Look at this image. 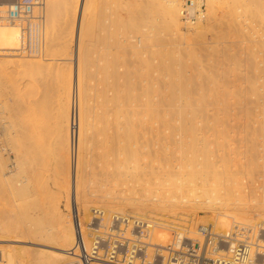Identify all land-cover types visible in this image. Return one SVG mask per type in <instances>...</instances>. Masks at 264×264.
<instances>
[{
  "label": "rangeland",
  "instance_id": "374dc122",
  "mask_svg": "<svg viewBox=\"0 0 264 264\" xmlns=\"http://www.w3.org/2000/svg\"><path fill=\"white\" fill-rule=\"evenodd\" d=\"M68 1L71 0H56V6L53 5L52 9L57 8L56 13L61 10L62 14L60 11V16L56 14L58 17L53 18L54 14L49 17L53 22L49 20L50 25L53 24L49 29L53 31L51 35H55L52 37L60 41V45L63 44L62 49L58 47L59 44L55 47L59 42L52 38L55 41L53 46L60 48V51L54 47L52 51L49 47V51L44 49L43 56H39V53H19L20 29L16 24H0V27L11 26L17 30V49H7L1 41L0 61L22 57L35 61V65L20 72L4 66V63L0 67V168L5 175L0 180V264H26L35 256V252L28 249L31 246L37 248L39 245L41 249L53 250L42 242L30 239L36 232L35 228L50 223L57 207H61L65 213H73L78 187L82 194L100 191L102 187L98 182L114 177L107 174L108 171L117 174L118 179H123V176L130 179L125 176L128 171L141 173L146 170L152 179L183 191L193 187L196 179L206 176V186L203 188L209 187L207 193L210 190L213 198L227 201L233 200L237 194L234 180L249 182L255 178L264 182V121L261 116L264 114V51L260 46L264 41V0H178L181 10L179 28L170 25L164 18L163 0L160 3L157 0H92V8L88 9L90 14L86 17L87 0H81L83 7L76 13L79 25L70 27L66 19L70 22L75 1ZM46 5L48 0L45 2L47 9ZM59 5H63L62 9L57 7ZM184 8L191 11L194 17L187 20L182 13ZM46 16L45 19L48 18ZM132 16L136 18L130 22ZM84 18L92 22L86 23L84 29L88 32L90 28L89 32L93 31L94 35L90 36V40L88 35L92 34L83 31L89 37H84L86 41L91 42V57L87 66L91 76L87 75L85 83L89 81L90 86L80 108L78 99L84 86V82L81 86L79 79ZM120 18L123 23L127 21L130 25H138L136 28L127 22L123 25ZM89 25H93L94 29L87 27ZM137 37H142L138 47ZM94 39L97 41L94 42ZM40 53H43V40ZM105 53H108L109 60L114 61V66L108 65L114 69L110 79H107L114 85L106 89L103 84L104 69L106 61H111L107 60ZM173 69H182L189 76L188 98L183 95L184 92H179L177 98L167 95L166 82L170 79L169 71L174 72ZM113 70L117 71V75L113 74ZM130 71H133V77ZM125 75L128 77L124 78ZM128 81L134 85L132 87L130 84V91L127 90L130 89ZM122 84L127 91L120 90ZM103 89L107 91L106 96L101 95ZM125 92L132 93V96H127L129 93L126 95ZM164 93H167V97L163 96ZM119 94L120 98L117 97ZM107 100L111 102L105 104ZM187 100L196 110H184ZM224 108L228 111H223ZM174 109L179 113L173 112ZM128 110L133 119L125 114H130ZM190 114L193 119L197 118V121L192 119L197 122L192 130L198 133L197 144L193 142L192 145L187 139V134L192 138L194 136L191 130L186 135L185 130H179L180 136L184 133L181 141L185 140V143L192 145L190 147L196 148V161L199 162V168H195L199 171L196 179H189L190 170L183 167L185 161L181 158V143L175 142V138L179 139V136H175L179 130L173 126L177 127L178 123L175 122L178 116L185 115V119H190ZM217 118H227L230 124L228 128H222L227 123ZM247 121L250 124H246ZM115 144L116 148L113 147ZM121 144L128 145L127 149L123 145L125 151ZM77 149L81 152L78 159ZM93 151L95 154L100 151V156L94 154V159ZM204 162H209L207 167ZM138 164H141L140 170L134 168ZM119 171L123 176L118 175ZM37 174L41 176L39 179H35ZM179 207L175 208L179 214L158 209L149 216L174 220L175 223L178 220L195 230L199 224L211 225L214 231L217 230L212 220L207 219L194 226L191 221L200 216H194L191 207ZM200 209L195 211L208 210L204 207ZM182 218H188L187 223ZM83 221L87 220L83 219L81 224ZM7 225L10 230L13 227L14 231L19 227L16 232L22 229L24 240L10 232ZM219 230L222 229L216 232ZM168 231L170 239L171 231ZM188 232L193 237L196 235L195 232ZM14 238L20 241H13ZM255 242L258 243L257 239Z\"/></svg>",
  "mask_w": 264,
  "mask_h": 264
},
{
  "label": "bare ground",
  "instance_id": "6f19581e",
  "mask_svg": "<svg viewBox=\"0 0 264 264\" xmlns=\"http://www.w3.org/2000/svg\"><path fill=\"white\" fill-rule=\"evenodd\" d=\"M56 0H48V5L47 6V9L45 8V2H47V0H42L41 2V5L38 7V9H35V13L36 12H40L43 14V19H42V40H43V53L41 55V53H39V56H43L44 54V49L46 51H49V47H51V50L53 49L52 47H54V37L52 36H55V35H51V31L52 29H49L50 26L53 27V24H51V16H53L55 14V17L53 18H56L57 15H59L60 11L58 12V14L56 13L58 10H56L57 8L54 9V7L56 5H54V2ZM72 1V0H71ZM70 1V2H71ZM75 1V4H74V10L72 12V15H71V18H70V22L69 20L66 19V23L68 21L67 24L70 25V27H74V26H77L79 25L78 21V17L76 16V13L78 12V10L81 9V6L83 5L81 0H74ZM102 1V0H101ZM153 1V0H152ZM162 0H157V3ZM165 1V2H164ZM60 2V0H59ZM69 2V1H68ZM67 2V3H68ZM69 2V3H70ZM92 2V0H87V3H86V6H85V13L87 12V15L85 14V17L88 16V9ZM97 2V1H96ZM95 2V3H96ZM12 3V0H2L0 1V14L2 15L3 18L6 17V11L9 9V6L11 5ZM66 3V2H65ZM73 3V2H72ZM56 4V2H55ZM124 4H127L126 2ZM54 5L53 9H52V6ZM58 5V4H57ZM163 5H164V18L166 19L167 23H169L170 25L172 24L173 26H180V22H179V12L181 11L180 10V2L178 0H163ZM94 6V5H93ZM57 7H61L60 5L57 6ZM63 7V5H62ZM62 7L60 9H62ZM83 7V6H82ZM92 8V7H90ZM100 8V7H99ZM98 8V9H99ZM46 9V10H45ZM130 9V8H129ZM126 8V10H129ZM53 13H51V11H53ZM56 10V11H55ZM97 9H95L96 11ZM46 11V12H45ZM91 11V9H90ZM132 11V10H131ZM142 11V10H140ZM94 12V10H93ZM129 12V11H128ZM139 12V11H137ZM136 12V13H137ZM143 12V11H142ZM146 12V11H145ZM51 13V14H50ZM95 13V12H94ZM140 13V12H139ZM45 14L47 15L45 19ZM57 14V15H56ZM61 14H62V11H61ZM79 14V13H78ZM90 14V13H89ZM99 14V13H98ZM102 14V13H101ZM117 14V13H116ZM51 15V16H50ZM97 15V14H96ZM126 15H129V14H126ZM143 15L140 14V16ZM60 16V15H59ZM94 17V14L92 15ZM91 16V17H92ZM119 16V15H118ZM121 16V15H120ZM125 16V15H124ZM58 17V16H57ZM90 17V16H89ZM88 17V18H89ZM92 17V18H93ZM114 17V16H113ZM123 17V16H122ZM133 17V16H132ZM138 17V16H137ZM145 17V16H144ZM77 18V19H76ZM87 18V19H88ZM128 18V17H127ZM136 18V17H135ZM134 17L132 18V21L130 22H133ZM143 18V17H142ZM141 18V19H142ZM147 18V13H146V17ZM60 19V18H59ZM91 19V18H90ZM94 19V18H93ZM99 19V18H98ZM125 19V18H124ZM131 19V18H129ZM139 19V18H138ZM51 22H50V21ZM55 20V19H54ZM58 20V19H57ZM92 20V19H91ZM95 20V19H94ZM119 20V19H118ZM140 20V19H139ZM138 20V21H139ZM145 20V19H144ZM93 21V20H92ZM116 21V20H115ZM120 21L121 18H120ZM119 21V22H120ZM126 21V19H125ZM137 21V22H138ZM94 22H97L94 21ZM93 22V23H94ZM127 22V21H126ZM125 22V23H126ZM130 22H127L126 24H129ZM141 23V20L139 21ZM53 23V22H52ZM55 23V22H54ZM86 23H90V20L89 21H86V18H84V21H83V25H82V31L81 33L84 31L85 33L87 32L84 28H86ZM125 23H123L122 21V24L125 25ZM0 24H16L18 26L17 23H10L9 21L5 22L4 20H0ZM57 24V23H56ZM92 24V22L90 23ZM95 24V23H94ZM93 24V25H94ZM58 25V24H57ZM56 25V26H57ZM93 25H89L87 27H92ZM105 25V24H104ZM130 25V24H129ZM138 25V23H137ZM136 25V26H137ZM140 25V24H139ZM54 26V27H56ZM95 26V25H94ZM122 26V25H121ZM128 25H126L127 27ZM130 26H135V25H130ZM136 26L134 28H136ZM45 27V29H44ZM78 27V26H77ZM98 27V26H96ZM95 27V29H97ZM18 28L20 29V34H21V43H22V31H21V28L18 26ZM68 28V26H67ZM131 27H129L130 29ZM71 30L74 29V28H70ZM77 29V28H75ZM91 29H94V27H92ZM55 30V28H54ZM70 30V31H71ZM88 30L90 31V28H88ZM132 30V29H131ZM136 30V29H135ZM138 30V29H137ZM76 31V30H75ZM87 32L86 34H89L90 32ZM66 32V31H65ZM83 32L82 36L83 38L80 40V51H81V60H80V63H79V79L80 81H82V85L83 86V82H84V86L82 87L81 91V95H80V98L78 99L79 103H80V108L82 107V105L84 104V96L87 94V89L89 88L90 86V82L87 81L88 83H85L86 80L88 79L87 77L91 76L89 70H88V62L90 60V57H91V47H89V42L88 43V40L86 41L87 38H89L90 36L92 37L94 34H93V31L92 35H86L85 33ZM98 32V31H97ZM131 32V31H130ZM17 33V30L14 29L13 27L11 26H6V27H0V42L2 41L3 45H5L4 47H7V49H17L16 48V34ZM71 34V32H70ZM73 34V33H72ZM97 34V33H96ZM95 34V35H96ZM131 35V34H130ZM129 35V36H130ZM136 35V34H135ZM58 36V35H57ZM87 36V38L85 39L84 37ZM97 36V35H96ZM127 36V35H126ZM139 36V35H138ZM62 37V36H61ZM71 37V36H70ZM89 38L90 40L92 38ZM98 37V36H97ZM96 37V39H97ZM131 37V36H130ZM129 37V38H130ZM133 37V36H132ZM52 38L54 40H52ZM58 38V37H57ZM128 38V39H129ZM138 39H135L137 44L136 46L138 47L139 44L142 43V37H137ZM131 39V38H130ZM58 41V40H56ZM97 41V40H96ZM95 39H94V42H96ZM124 41V40H123ZM59 43L56 44L55 47H58L61 46V49H62V46L63 44L60 45V41H58ZM93 42V43H94ZM20 43V45H21ZM63 43V42H62ZM122 43V42H121ZM128 43V41H127ZM130 43V42H129ZM134 43V42H133ZM19 45V48L17 49V51L19 53L23 52V51H20L19 49H21V46ZM129 46H131V44H129ZM135 46V45H134ZM262 50L264 51V41H263V44L260 45ZM54 49L56 50L57 48ZM59 51H60V48H58ZM57 49V50H58ZM64 49V48H63ZM92 49H93V46H92ZM53 51V50H52ZM106 54V53H105ZM108 53L106 54V58L107 60L109 55ZM14 56V55H13ZM50 59V58H49ZM178 59V58H177ZM179 60V59H178ZM50 61V60H49ZM48 61V62H49ZM52 61V60H51ZM111 62H108L106 61V68L104 69V78H105V82L103 83L104 86H105V89L106 87H111L114 85V82L113 83H109L108 80L110 79V75H111V71L112 69L114 68H110L108 67L109 63L111 65L114 66V61L112 60H109ZM53 62V61H52ZM180 62V61H179ZM4 63V66H7V67H11L13 69H16L15 71H24V69L27 67L29 68L30 66H33L35 65V61H32V59L30 58H26V57H22V58H11V59H7V60H2L0 61V67L1 65ZM38 63V62H37ZM46 63V62H45ZM50 63V62H49ZM49 65V64H48ZM88 70V71H87ZM174 72H172L171 70L169 71V74H170V79H168V81L166 82L167 85H166V92L168 90V94L167 93H164L163 96L167 97V95L169 96H172V97H176L180 95V93L184 92L185 94H183L184 96L186 95V97L188 98L189 96V91H188V86H189V76L182 70V69H173ZM116 71V70H115ZM88 72V73H87ZM117 72V71H116ZM114 72L113 70V74H116L117 73ZM129 72V70H128ZM90 73V74H89ZM127 73V72H126ZM89 74V75H88ZM130 74L131 76L133 77L134 76V73L133 71H130ZM129 74V75H130ZM185 74V76H184ZM88 75V76H87ZM128 75V74H126ZM128 77V76H126ZM121 76V74H120ZM111 77H114L113 75ZM87 78V79H86ZM108 79V80H107ZM130 79V78H129ZM191 79V78H190ZM111 81V80H110ZM125 82V85H126V81ZM129 83H127L130 87V81H128ZM133 83V82H132ZM88 84V85H87ZM134 84V83H133ZM80 85V84H79ZM122 84V89L120 88V90H124L123 87L125 86ZM132 85V84H131ZM134 85H132L133 87ZM119 87H120V83H119ZM126 87V86H125ZM135 88H136V85H135ZM80 89V88H79ZM105 89H103L101 95H107V91L105 92ZM128 91L131 90V87L130 89H127ZM125 89V91H127ZM79 91V90H78ZM134 91H132L133 93ZM180 92V93H179ZM218 92V91H217ZM126 93V92H125ZM125 93L123 94V97L125 96ZM127 93H129L127 95ZM126 95L127 96H132V93L130 92H127ZM227 93V92H226ZM134 94V93H133ZM167 94V95H166ZM224 94H225V91H224ZM229 94V92H228ZM227 94V95H228ZM234 94V93H233ZM226 96V94H225ZM117 97H121V95L119 94V96ZM228 97L230 98V95H228ZM227 97V98H228ZM171 98V97H170ZM169 98V99H170ZM224 98V97H222ZM175 99V98H173ZM217 99V98H216ZM172 100V98H171ZM225 101V100H223ZM111 102L110 100H107L105 104ZM119 103L121 101H118ZM186 105H185V108L184 110L186 112H189V111H194L196 109L193 110L192 108V103L187 100L186 101ZM214 102H216L214 100ZM227 102V101H226ZM100 103V101H99ZM98 104V103H97ZM100 107V104L98 105ZM107 105H104V107H106ZM102 107V106H101ZM108 107V106H107ZM100 109V108H98ZM108 109V108H107ZM106 109V110H107ZM219 108H217L218 110ZM101 112H102V109H100ZM109 110V109H108ZM223 110V109H222ZM263 110V109H262ZM98 111V110H97ZM127 111V110H126ZM125 111V112H126ZM132 111V109H131ZM223 111H228V109H225ZM246 112V109L244 110ZM243 111V112H244ZM108 112V111H106ZM128 112L130 114H127L125 113L126 115H131L132 113L130 112V110H128ZM173 112H178L176 109H174ZM263 113V111H261ZM99 112H97L98 114ZM134 113V112H133ZM239 113V112H238ZM248 113V112H247ZM136 114V112H135ZM186 114V113H185ZM125 115V116H126ZM191 115V114H190ZM247 116L249 114H246ZM260 115V113H259ZM264 115V114H263ZM263 115L261 114L262 118H263V121H264V117ZM129 116L125 119L127 120L129 118ZM185 116V115H184ZM184 116H178L180 118H177L176 119V122L175 123H178L177 124V127L176 125H173L174 128H176L177 130H185L186 133L185 135L187 134V132L190 133V130L191 132L194 131V127L196 126L195 121H192L193 117L191 115V118L190 119H185ZM189 116V115H188ZM218 116V115H217ZM131 119H133V116L131 115ZM196 116H194L195 118ZM229 117V116H228ZM237 117V116H236ZM249 117V116H248ZM121 118V117H120ZM183 118L185 119V121L183 120ZM222 118V117H221ZM240 118V117H239ZM238 118V121H240ZM245 118V117H244ZM247 118V117H246ZM257 118V117H256ZM130 119V120H131ZM197 118L193 119V120H196ZM218 119V118H217ZM232 119V118H231ZM230 119V120H231ZM234 119V118H233ZM241 119V118H240ZM248 119V118H247ZM258 119V118H257ZM128 120V121H130ZM175 120V119H174ZM179 120V122H177ZM220 121H226L227 123V118L225 119H218ZM217 120V121H218ZM262 120V119H261ZM134 121V120H133ZM197 121V120H196ZM215 121V120H214ZM224 121V122H225ZM117 122V121H116ZM169 122V121H168ZM213 122V121H211ZM216 122V121H215ZM229 122V120H228ZM237 122V121H236ZM243 122V120H242ZM231 123V122H230ZM244 123V122H243ZM249 122L247 121L246 124H248ZM259 123V121H258ZM171 124V121L170 123ZM173 124H174V121H173ZM216 124V123H215ZM214 124V125H215ZM219 124V122L217 123ZM223 124V123H222ZM220 124V125H222ZM234 124V123H233ZM238 124V123H237ZM250 124V123H249ZM260 124V123H259ZM258 124V125H259ZM172 125V124H171ZM230 125V124H224L222 126V128L224 126H226V128H228L227 126ZM242 125V124H241ZM240 125V127H241ZM244 125V124H243ZM257 125V126H258ZM218 126V125H217ZM236 126H239V125H236ZM263 126V125H261ZM232 127V126H230ZM229 127V128H230ZM239 127V128H240ZM244 127V126H243ZM247 127V126H246ZM260 127V126H259ZM233 128V127H232ZM230 128V129H232ZM234 128H237L238 127H234ZM254 128H255V125H254ZM258 129V127H256ZM176 130V131H177ZM177 131L176 132V135L175 136H179V139L178 138H175V142L177 143H181V154H183V157L181 158H184L183 160V167L184 169L187 168V170L189 169L190 171V175H189V179H196V175H199V171H196V167L199 168V162L197 163L196 161V148L195 147H190L192 146L193 142L195 144H197V141H196V137L197 134L194 133L193 135V138L189 136V134H187V139L191 142L190 145L189 143H185L184 141H181V137L184 135V133L181 135V132ZM193 130V131H192ZM196 130V129H195ZM227 130V129H225ZM229 130V129H228ZM227 130V131H228ZM256 131V129H254ZM260 130V129H258ZM257 130V131H258ZM262 132H263V129H261ZM199 131V130H198ZM197 131V132H198ZM226 131V132H227ZM256 131V132H257ZM225 132V131H224ZM226 132L224 133L226 135ZM259 132H257L258 134ZM192 134V133H191ZM196 134V135H195ZM192 136V135H191ZM228 136V135H226ZM225 136V137H226ZM262 136V135H261ZM186 136H184L185 138ZM227 138V137H226ZM264 138V137H263ZM225 139V138H224ZM187 140V141H188ZM199 140V138H198ZM228 140V139H227ZM226 140V141H227ZM229 140H231L229 138ZM188 141V142H189ZM225 141V143H226ZM79 144V139L77 141ZM229 142V141H228ZM119 143V142H118ZM117 143V145H118ZM108 144V143H107ZM126 144V143H125ZM146 144V143H145ZM112 145V144H111ZM122 145V144H121ZM124 145V144H123ZM122 145V146H123ZM129 145V143H128ZM128 145H124L127 149V146ZM115 145H113L114 148ZM124 146L122 149H124ZM100 147V146H99ZM99 147H98V150H99ZM112 147V146H111ZM110 147V148H111ZM121 147V146H120ZM130 147V145H129ZM129 147H128V150H129ZM145 148V146H143ZM78 148H80V146H78ZM198 148V147H197ZM203 148V147H202ZM201 148V149H202ZM101 149V148H100ZM103 149V148H102ZM112 149V148H111ZM124 149V151H125ZM200 149V150H201ZM204 149H208V148H205ZM77 153H76V158L78 159V157L80 156L81 158V152L79 151V149H77ZM96 150V149H94ZM118 149H115V151H117ZM120 150V148H119ZM198 150V149H197ZM205 150H202V152ZM114 151V150H113ZM121 152V151H120ZM199 151H197L198 153ZM92 156L95 154V152L93 151L92 152ZM109 153V152H106V154ZM206 153V152H205ZM99 154V155H97ZM95 154L96 157L100 156V151L99 153ZM104 153V155H106ZM95 155H94V159H95ZM102 155H103V151H102ZM110 155V154H109ZM133 155L131 154V157ZM200 157V155H197V157ZM205 156V155H204ZM203 156V157H204ZM207 156V155H206ZM97 159V158H96ZM204 159H207L204 157ZM205 161H208V160H205ZM205 164V167L206 164L209 162H204ZM207 164V165H208ZM109 165V164H108ZM141 164H138L136 166H134L135 169H138L140 170L141 169ZM165 166V165H164ZM162 165V167H164ZM110 167V166H109ZM108 167V169H109ZM120 167H123V165H120ZM198 170V169H197ZM186 172V171H185ZM187 172V174L189 173ZM198 172V173H197ZM35 173V172H34ZM114 176V177H118L117 174L113 175L112 172H109L107 174H109ZM112 173V174H111ZM4 175V173L2 172L1 168H0V180L2 178V176ZM41 175V174H40ZM119 176H123L120 174V171L118 173ZM5 176V175H4ZM125 176L129 177L130 179H126L124 178L123 176V179H116L113 177V179H106V180H102V182H98L99 183V186L102 187V189L100 191H96L94 190V192H87L86 194H82L81 193V189L78 187V191H77V197H76V202L75 203V207L74 209L76 208L77 210V214H78V217H79V220H80V223L81 221L84 219V220H88V216H89V210L92 206H101L103 207L105 210H108L106 208H109L110 210H114V211H119V212H128V213H133V214H137V215H145V216H149L150 214H153L154 212H156V210H170L172 212V214H179V213H176L177 211H175V208H178V206H180L181 208L182 207H191L192 209H194V216L195 215H199L200 217H194V221H191L192 224H194V226H196L195 224L198 222H201V220H212V224L215 228H217L216 231H218V229H222V230H227L228 228H230V226L234 223L236 224H240V225H243L244 227H246V229H248V234L247 236L250 238V239H257L258 241V245L261 246V249L259 250V252H261L263 254V257H262V264H264V237H262V234L264 232V182H261V180L259 181L258 179H251L249 182H243V181H239V180H234V183L236 184V196L235 198L232 200H224L222 198H213L211 196V191L209 190V193H207V189L203 188L205 185V182L207 181V179L204 177V179H196L195 180V184L193 187L189 188V189H186V191H183L181 188H178L176 187L175 189H172L170 188V186L168 184H164V183H161V181L159 180H156V179H152V177L150 176V173L148 171L145 170V172H141V173H138V172H135V171H128L127 174H125ZM202 176V175H200ZM38 177V178H37ZM41 176H38V174L36 175L35 179H39ZM203 177V176H202ZM216 177V175H215ZM263 177V176H262ZM134 178H138V179H134ZM214 178V177H213ZM259 178H261V175L259 176ZM2 181V180H1ZM101 181V180H99ZM106 181V182H105ZM214 182V180L212 181ZM211 183V182H210ZM213 184V183H212ZM24 190V189H23ZM28 190V189H27ZM207 190V191H206ZM78 201L80 202L78 204ZM179 207V208H180ZM204 207V209H208V210H202V208ZM209 207V208H208ZM211 207V208H210ZM65 208V207H64ZM180 208V209H181ZM201 208L200 210L202 211H199L200 213H198V211L195 209H199ZM184 209V208H183ZM186 209V208H185ZM187 210V209H186ZM40 211V210H38ZM37 211V212H38ZM35 212V211H34ZM162 212V211H160ZM171 212H168V213H171ZM174 212V213H173ZM35 215V214H34ZM38 215V214H37ZM35 215V216H37ZM157 215V214H156ZM190 215V214H189ZM31 217V216H30ZM71 217V218H70ZM72 217H73V213H65L63 212V210H61V207H57L54 212H53V219L51 220L50 223H48L47 225H43V226H39V227H36L35 230V234L32 235L30 237V239H35V241H38L39 242H42V244L48 246V247H52L54 248L53 250H45L46 248H43L41 249L39 247V245H35L37 248L33 247V248H28L32 251L35 252V256L30 259L29 261H27L26 264H69V263H72L74 262V260L72 259V256L69 254L70 252L68 251L73 243H74V239H75V225H74V219L72 220ZM172 217V216H171ZM178 217V216H177ZM175 218V217H173ZM9 220V219H7ZM168 220V219H167ZM184 220V222L187 223L188 221V218L187 219H184L182 218V221ZM190 220H192V218H190ZM230 220V222H229ZM10 221V220H9ZM169 221V220H168ZM174 221V220H173ZM172 221V222H173ZM189 222V223H191ZM6 224V223H5ZM192 224H190V226H193ZM8 226V225H7ZM7 226H5L4 228H6ZM31 226V225H30ZM29 226V227H30ZM3 227V226H1ZM9 227V226H8ZM15 227V226H14ZM17 228V227H15ZM19 228V227H18ZM17 228V229H18ZM187 230L190 231V232H195V229H193V227L189 228L187 226ZM1 229V228H0ZM13 229V230H12ZM17 229H15L17 231ZM28 229V228H27ZM7 230V229H6ZM10 230V227L9 229ZM20 230V229H19ZM169 229H164V228H158L156 230H154V235H153V240L154 241H158L160 242L161 244H165L169 241V235H168V231ZM221 230V231H222ZM13 232L17 235L18 238H21L24 240V238L22 236H25L23 235V231L21 229V232H16L14 231V228L11 227V230L10 232ZM220 231V230H219ZM189 233V232H188ZM191 234V233H190ZM191 236V235H190ZM193 236V234H192ZM13 241H20L19 239H16L14 238ZM34 241V242H35ZM256 241V240H255ZM45 242V243H43ZM41 244V243H40ZM43 245V246H44ZM39 247V248H38ZM51 248V249H52ZM48 249V248H47ZM254 252V250H253ZM76 261V260H75ZM66 262V263H64ZM92 264H100V262H93ZM101 264H104V263H101Z\"/></svg>",
  "mask_w": 264,
  "mask_h": 264
},
{
  "label": "built area",
  "instance_id": "2783aa9c",
  "mask_svg": "<svg viewBox=\"0 0 264 264\" xmlns=\"http://www.w3.org/2000/svg\"><path fill=\"white\" fill-rule=\"evenodd\" d=\"M42 0H12L6 17L0 20L17 23L22 31L20 51L40 53L43 14L35 13ZM183 16L194 17L183 9ZM75 239L68 250L76 261L69 264H262L261 246L250 239L248 229L232 224L216 232L211 225L199 224L195 236L187 226L154 216L107 211L92 206L87 221L80 223L73 209ZM181 220V219H180ZM169 229L171 237L165 244L153 241L154 230ZM264 234V232H263ZM262 234V237H263ZM254 250V252H253Z\"/></svg>",
  "mask_w": 264,
  "mask_h": 264
}]
</instances>
